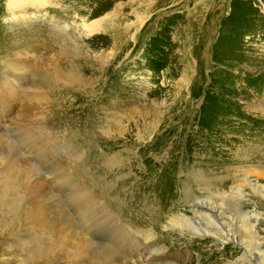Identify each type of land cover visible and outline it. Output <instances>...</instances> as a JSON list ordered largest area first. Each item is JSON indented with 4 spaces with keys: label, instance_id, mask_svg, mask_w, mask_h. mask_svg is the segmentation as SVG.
<instances>
[{
    "label": "rangeland",
    "instance_id": "obj_1",
    "mask_svg": "<svg viewBox=\"0 0 264 264\" xmlns=\"http://www.w3.org/2000/svg\"><path fill=\"white\" fill-rule=\"evenodd\" d=\"M12 1L0 0V97L10 100L0 158L22 155L0 182V264L28 262L18 244L28 233L51 250L32 264L70 263L64 249L79 248L66 238L79 237L66 220L75 233L80 221L56 187L70 178L121 220L150 227L170 264H264V0H25L43 6L26 5L27 15L42 16L18 23ZM13 80L18 90L1 84ZM198 201L214 203L227 238L163 228L168 215L195 216ZM109 231L97 237L114 248ZM114 249L107 262L125 261Z\"/></svg>",
    "mask_w": 264,
    "mask_h": 264
},
{
    "label": "bare ground",
    "instance_id": "obj_2",
    "mask_svg": "<svg viewBox=\"0 0 264 264\" xmlns=\"http://www.w3.org/2000/svg\"><path fill=\"white\" fill-rule=\"evenodd\" d=\"M15 1H12V2L18 3L19 6L10 8L9 12H8L9 15L13 16L14 22L18 23V22H24L26 20L32 21V19H33V21H37V20H35V18L38 19L39 15L42 16V14L39 12H37V13L34 12L35 15H31V16L26 14L27 10H29L25 7L26 5L30 6V7H31V5H33L32 7H34V9H36V11L43 8V6L39 2L36 4L35 3L32 4V3H26L25 0H15ZM110 15L111 14L108 13L103 17L94 19L87 24H83L82 26L84 28H88L86 31L87 33L85 32L84 34L88 35L89 33L99 31L102 27V22H104L106 20V18H108ZM49 22H50V25H51V22L54 23L53 20L52 21L49 20ZM142 22H143V19L141 20V22L139 24L141 25ZM13 61H7L4 63V65L9 67V70L12 72H22V68L19 67L20 65H18L16 61L15 62H13ZM41 74H43V73L41 72ZM96 77L99 78V76H97V75H96ZM13 82L12 81H4L1 84L7 89H9L11 87H15V90H18L19 89L18 81L13 80ZM76 85H77V87L81 86L80 88H82V91H83V89H86L87 91L89 89H91L90 83L88 81L86 82L85 79H82V77L76 79ZM5 88H3V89H5ZM81 94H83V92H81ZM84 94H85V92H84ZM7 100H8V98L0 97V105H1V102L4 104L5 102H7ZM8 101H10V100H8ZM2 127H3V125H2ZM10 141L5 140L4 141L5 145L7 143L12 144V142H10ZM7 145L5 147L9 146V145L8 146ZM12 146H14V144H12ZM35 147H37V145H29L27 147L28 149H26V150H28L30 153H34L36 150ZM9 149H12V148L10 147ZM18 151H20V150H17V151L15 150L12 152V150L6 149V153L8 154L6 158H8V161H9V163H7V164H4V162H2L1 158H0V162L3 163L0 166V173H1L0 182H2V184L4 182H6L8 179H10V178H7L9 175H11V176L16 175L17 168L15 166L18 163V162L16 163V160H18L22 155V153L18 152ZM0 155H3V154H0ZM23 160H25V164H26V158L23 157ZM6 168H7V171H5ZM10 168H11V170H10ZM63 179H65V178H63ZM54 183L56 184L55 180H54ZM56 187L58 189H60V191H62L66 194V197L68 199V204L70 205L71 209H73L77 212L76 215L79 217L78 220L80 221V223H79L80 229H78V230H80L81 232L75 233V231H73V229L75 230V225L73 227H71V223H73L72 219L66 220L68 222L67 225L69 226V228L66 230L68 232L76 234L79 237V238H77L75 235L71 234L68 238H66V241L69 244L79 248L77 251H75V250L71 251L69 249H64V251L70 257V260L67 259L70 261L69 264H83L82 263L83 259L86 260V258H88L89 256H91V257L93 256L96 258V260L90 262L89 264H107L108 263L107 260L109 258H111L115 252L114 248H117V250L120 249V251H121L120 256H121V258H123V260H125V261H123L121 259L120 261H123V262H117V264H170L171 263L170 261H168L169 256L172 257V253L170 251H168V250L165 251V248L161 245H159L157 247H155V246L152 247V240L155 237V233L151 230L150 227L140 228V227H136L131 222L121 220L120 216L114 215L110 210L106 209V207L104 205H101V203H100V205H98L97 201H95V199H93L91 197L92 195L89 194L84 187L79 186V184L76 183L72 178H70V180H65V182L62 184L57 183ZM168 190H169V188H168ZM11 195H12V199L16 202V204L18 206H20L22 204L21 199H19L20 196H16L17 194H14L13 192H11ZM208 199L219 201V203H220L219 206L221 204L226 203V199L223 197L222 198L219 197V199L217 200L215 197L210 196ZM215 208H216V206L214 205V203H208V201H205V202L204 201H202V202L198 201V202L193 204V208H192V212L195 216H193V217L189 216L188 217L185 214L168 215V216H166V221H167L166 225H163V228L173 229L174 227L181 226V227H185L187 229L193 230V232H202L203 234L210 236L214 241L215 240L220 241L221 240L220 237H223V239H224V237H226V238L228 237L229 229L227 228L228 225L225 222L220 221L219 216L216 213L217 210H214ZM168 210H170V209H168ZM160 215H161V213H160ZM196 217H198L200 220L206 221V223L209 224V228L213 229V231H211L207 227H202L201 223H199V221H197ZM28 221H30V220H28ZM31 221H33V220H31ZM238 222L240 223V225L242 227H244L245 225H247V217L243 216V218H239ZM160 223H162V222H160ZM3 225L7 226L8 223L3 222ZM106 228L110 230L109 233L116 240V243H114L112 245V246H114V248H112L110 246L107 247V245H103L101 242V239H98L99 236L97 237L98 231L101 229H106ZM56 232H57V230H56ZM50 235L52 238V242L55 245H57L59 240L61 239V237H57L56 233L50 234ZM34 237H35V235L33 233H28L24 240L18 241V244H19V247L21 250V255H22V257L25 256L26 261H28V262H25L24 264H32L31 262H34L37 259L44 257L49 251H51V250H48V248H47V251H46V248H41L40 243L35 242L37 240ZM44 237H45V235H44ZM48 238L45 237L42 241L45 242V239H48ZM63 239H62V241H63ZM49 240H50V238L48 239V241ZM42 241H40V242H42ZM18 244H16V245H18ZM49 244H52V243H49ZM50 248H52V247H50ZM125 248H130V251L127 252L126 250H124ZM80 255H81V257L78 258ZM60 258H61V256H60ZM54 259L55 258L52 255L51 260L41 261V262L44 264H55ZM79 260H80V262H79ZM22 261L23 260H21V263H19V264H22ZM93 262H95V263H93Z\"/></svg>",
    "mask_w": 264,
    "mask_h": 264
}]
</instances>
